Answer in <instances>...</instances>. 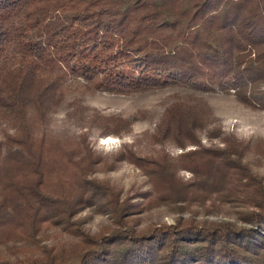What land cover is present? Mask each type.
<instances>
[{
    "label": "trees",
    "instance_id": "1",
    "mask_svg": "<svg viewBox=\"0 0 264 264\" xmlns=\"http://www.w3.org/2000/svg\"><path fill=\"white\" fill-rule=\"evenodd\" d=\"M263 80L264 0H0V244L38 241L46 223L66 227L97 195L87 178L91 151L69 146L73 166L65 169L55 156L65 146L40 130L73 81L111 91L178 85L234 92L264 108V91L256 89ZM181 106L175 133L198 125ZM210 155L198 170L200 185L222 191L237 172L224 153ZM162 187H177L176 199L198 188ZM256 194L262 199L251 226L118 227L79 249L3 264H264V190ZM109 207L122 216L123 204Z\"/></svg>",
    "mask_w": 264,
    "mask_h": 264
},
{
    "label": "rangeland",
    "instance_id": "2",
    "mask_svg": "<svg viewBox=\"0 0 264 264\" xmlns=\"http://www.w3.org/2000/svg\"><path fill=\"white\" fill-rule=\"evenodd\" d=\"M256 87L264 91V80ZM180 105L191 108L198 125L175 133L173 114ZM48 112L40 130L65 146L55 155L59 165L72 168L69 146L79 147L81 154L90 150L95 162L87 178L101 193L70 216L66 227L46 223L38 241L1 243L0 264L79 249L118 227L146 232L176 222L208 226L222 220L252 225V212L262 199L256 192L264 190V108L234 92L178 85L111 91L73 81ZM221 153L237 177L228 179L222 191H206L198 170L207 168L210 154ZM178 182H190L197 192L176 199L170 194L178 197L177 187H162ZM113 200L124 205L121 220L109 207Z\"/></svg>",
    "mask_w": 264,
    "mask_h": 264
}]
</instances>
